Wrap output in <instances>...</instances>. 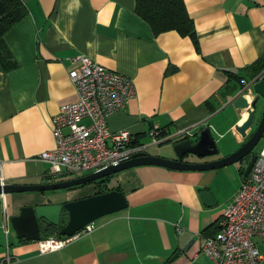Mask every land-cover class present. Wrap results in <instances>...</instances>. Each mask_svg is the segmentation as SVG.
Instances as JSON below:
<instances>
[{
  "label": "crops",
  "instance_id": "1",
  "mask_svg": "<svg viewBox=\"0 0 264 264\" xmlns=\"http://www.w3.org/2000/svg\"><path fill=\"white\" fill-rule=\"evenodd\" d=\"M21 2L26 15L3 34L17 66H0V177L6 184L75 177L51 176L39 154L55 145L52 118L59 106L76 100L68 73L80 54L132 79L134 95L109 115L107 124L111 131L136 136L150 155L174 157L171 141L147 150L154 145L151 139L144 141L152 126L169 132L208 126L222 151L189 156V162L224 157L252 133L254 127L242 138L234 128L249 108L234 107L244 85L229 75L252 80L245 68L264 53V0H183L196 41L174 30L154 35L135 13V0ZM249 94L251 99L254 93ZM246 164L243 160L209 170L158 165L121 170L106 185L124 194L126 208L99 217L89 233L46 253L38 251L37 241L17 237L11 216L23 206L89 197L99 193V187L87 182L59 189V195L0 194V264H216L199 252L200 235L216 232ZM202 191L211 193L215 202L206 204ZM254 240L264 264V246L259 237Z\"/></svg>",
  "mask_w": 264,
  "mask_h": 264
},
{
  "label": "built area",
  "instance_id": "2",
  "mask_svg": "<svg viewBox=\"0 0 264 264\" xmlns=\"http://www.w3.org/2000/svg\"><path fill=\"white\" fill-rule=\"evenodd\" d=\"M73 59L76 66L68 74L76 100L59 106L52 118L55 145L39 154V159L49 165V174L54 177L97 172L146 148L143 143L132 144L134 136L129 131H111L107 124L109 115L122 109L134 95L132 79L86 55L80 54ZM262 76L263 72L249 83ZM242 83L244 87L249 84L244 80ZM199 130L195 127L169 132L152 126L146 134L153 144H160L192 138ZM5 184L0 177V186ZM3 215L7 222L5 207ZM92 229L89 223L71 236L41 238L37 241V249L40 253L55 251ZM200 236L199 252L216 264H260L262 254L254 238L259 237L264 246V144L248 176L225 206L216 232Z\"/></svg>",
  "mask_w": 264,
  "mask_h": 264
},
{
  "label": "water",
  "instance_id": "3",
  "mask_svg": "<svg viewBox=\"0 0 264 264\" xmlns=\"http://www.w3.org/2000/svg\"><path fill=\"white\" fill-rule=\"evenodd\" d=\"M250 91H253L254 96L248 99L247 95H250ZM239 93L240 96L233 101L234 107L240 110L249 108V110L245 119L240 124L235 125L234 128L242 138L246 136V132L250 128L254 127V129L240 147L224 157L206 162H188L184 160L186 155L203 158L218 154L219 148L210 128L207 126L198 131L194 137L195 139L187 138L175 141L172 144L174 157L150 155L147 151L142 150L116 165L108 166L97 172L45 183H7L0 186V194L65 189L102 179L138 165H158L177 170H209L237 163L248 157V162L243 171V178H246L257 158L254 148L260 139L264 138V106H260V101H264V71L261 79L242 87ZM201 196L206 204L210 205L215 202L211 193L207 191H202ZM126 206L127 202L124 194L119 190L112 189L63 203L23 206L20 208L19 214L11 216L10 224L18 238L38 241L41 239L42 232L45 231L44 225L46 223L57 226L63 215L66 214V222L59 229L58 235L71 236L86 224L104 215L120 211Z\"/></svg>",
  "mask_w": 264,
  "mask_h": 264
},
{
  "label": "trees",
  "instance_id": "4",
  "mask_svg": "<svg viewBox=\"0 0 264 264\" xmlns=\"http://www.w3.org/2000/svg\"><path fill=\"white\" fill-rule=\"evenodd\" d=\"M26 13L27 10L21 0H0V66L4 70L15 68L17 62L3 41V34L14 23L24 17ZM135 13L147 22L154 35L174 30L180 35L189 36L193 41H196L193 22L187 13L183 0H135ZM245 70L249 71L248 74L251 79L259 76L264 71V53L252 64L248 65ZM229 76L235 78L238 82H241V84H243V80H246L243 76ZM136 143H139V141L135 136L132 144ZM244 161L248 162V157H246ZM241 171L243 174L244 169ZM109 178L110 176H106L102 179H97L88 183H95L99 187V193H103L112 189L106 185ZM66 219L67 217L65 214L57 226L46 223L44 225L45 231L42 233L45 237L58 235V231L62 225L65 224ZM202 235L208 236V234L204 232Z\"/></svg>",
  "mask_w": 264,
  "mask_h": 264
},
{
  "label": "rangeland",
  "instance_id": "5",
  "mask_svg": "<svg viewBox=\"0 0 264 264\" xmlns=\"http://www.w3.org/2000/svg\"><path fill=\"white\" fill-rule=\"evenodd\" d=\"M150 140V138H145L144 139V141H146V140ZM263 142H264V138H262L260 141H259V143L257 144V146H255V148H254V152H256V151H258V150H260V148H261V146H262V144H263ZM166 144H164V145H161V146H165ZM217 146H218V148H219V150H220V146H221V143H219V144H217ZM160 146H155V144L153 145V146H151V147H149L147 150L149 151V152H153L152 150L154 149V148H159ZM165 147H167V146H165ZM168 147H170V146H168ZM220 151H222V147H221V150ZM257 153V152H256ZM167 155V154H166ZM88 173V172H87ZM72 176H76V174H74V175H72ZM56 178L57 179H60V178H62L61 176H56ZM47 193H50V194H53V195H59L60 193H62V190H50V191H46Z\"/></svg>",
  "mask_w": 264,
  "mask_h": 264
},
{
  "label": "flooded vegetation",
  "instance_id": "6",
  "mask_svg": "<svg viewBox=\"0 0 264 264\" xmlns=\"http://www.w3.org/2000/svg\"><path fill=\"white\" fill-rule=\"evenodd\" d=\"M255 153H256V152H255ZM188 157H189V155H186V156L184 157V160L189 162L190 160H187Z\"/></svg>",
  "mask_w": 264,
  "mask_h": 264
},
{
  "label": "bare ground",
  "instance_id": "7",
  "mask_svg": "<svg viewBox=\"0 0 264 264\" xmlns=\"http://www.w3.org/2000/svg\"><path fill=\"white\" fill-rule=\"evenodd\" d=\"M247 98L249 99L250 98V95H247Z\"/></svg>",
  "mask_w": 264,
  "mask_h": 264
}]
</instances>
